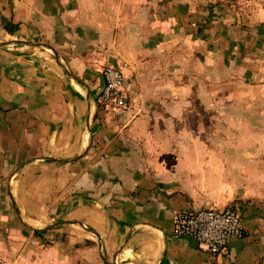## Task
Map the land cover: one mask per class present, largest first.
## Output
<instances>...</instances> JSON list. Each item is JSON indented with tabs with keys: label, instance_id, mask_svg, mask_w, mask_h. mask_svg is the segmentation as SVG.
<instances>
[{
	"label": "crops",
	"instance_id": "1",
	"mask_svg": "<svg viewBox=\"0 0 264 264\" xmlns=\"http://www.w3.org/2000/svg\"><path fill=\"white\" fill-rule=\"evenodd\" d=\"M105 66L133 85L127 110L100 106ZM196 107L216 130L180 147L192 134L170 125ZM214 161L231 171V206L187 189ZM228 207L245 226L228 254L174 234L179 212ZM0 253L264 264V0H0Z\"/></svg>",
	"mask_w": 264,
	"mask_h": 264
},
{
	"label": "built area",
	"instance_id": "2",
	"mask_svg": "<svg viewBox=\"0 0 264 264\" xmlns=\"http://www.w3.org/2000/svg\"><path fill=\"white\" fill-rule=\"evenodd\" d=\"M100 74L104 80L100 106L107 112L127 110L132 101L133 85L127 80L123 68L105 66ZM244 233V221L233 207L184 210L174 221L176 236L191 238L202 251L216 256L228 254L232 241L243 238ZM0 264L11 263L0 253Z\"/></svg>",
	"mask_w": 264,
	"mask_h": 264
},
{
	"label": "rangeland",
	"instance_id": "3",
	"mask_svg": "<svg viewBox=\"0 0 264 264\" xmlns=\"http://www.w3.org/2000/svg\"><path fill=\"white\" fill-rule=\"evenodd\" d=\"M194 114L188 116H178L177 122L170 125V129L177 133L183 132L187 138H176L175 141L180 147H201L204 144V139L201 138L203 128H209V131L216 130V123L201 124L199 108H193ZM239 125H242L241 123ZM203 127V128H202ZM167 130V128H164ZM169 129V128H168ZM211 141V140H210ZM215 145V139L212 140ZM211 143V142H210ZM189 183L187 189L192 190L195 198L199 200V204L205 208L216 207L223 208V206H231L232 203H227L226 197L228 194L234 193V188L229 187L231 183V171L227 166L223 170H217L216 162L209 163L208 167L196 165V169L187 173Z\"/></svg>",
	"mask_w": 264,
	"mask_h": 264
}]
</instances>
